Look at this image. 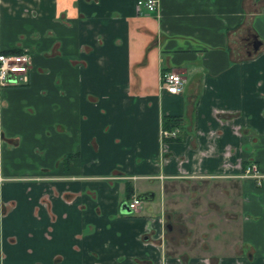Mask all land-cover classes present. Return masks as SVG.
<instances>
[{
  "label": "crops",
  "instance_id": "0c3cea01",
  "mask_svg": "<svg viewBox=\"0 0 264 264\" xmlns=\"http://www.w3.org/2000/svg\"><path fill=\"white\" fill-rule=\"evenodd\" d=\"M134 1L0 0V51L30 54L0 94V264H264V0ZM177 181L201 234L167 221Z\"/></svg>",
  "mask_w": 264,
  "mask_h": 264
},
{
  "label": "built area",
  "instance_id": "2783aa9c",
  "mask_svg": "<svg viewBox=\"0 0 264 264\" xmlns=\"http://www.w3.org/2000/svg\"><path fill=\"white\" fill-rule=\"evenodd\" d=\"M135 3L146 11H154L157 8V0H136ZM25 64V54L0 53V87L12 82L16 77L17 79L24 78ZM183 80L179 73L165 70L161 73L160 88L169 93H179L182 89ZM177 130L176 126L171 129L162 128L161 136L164 138L174 136ZM243 175L253 176L257 180L261 177L254 163H249L244 168ZM139 202L140 200L136 196H132L128 202V207L137 210Z\"/></svg>",
  "mask_w": 264,
  "mask_h": 264
},
{
  "label": "rangeland",
  "instance_id": "374dc122",
  "mask_svg": "<svg viewBox=\"0 0 264 264\" xmlns=\"http://www.w3.org/2000/svg\"><path fill=\"white\" fill-rule=\"evenodd\" d=\"M189 183L185 181H177L174 184L166 183L165 186V193L163 194V206L165 213L167 215V221L170 222H180L183 225V230L185 232H188V229L192 230L193 232L202 233L204 232V225L207 223V221H202L201 214H202V205H191L190 207L188 205L192 204L191 199H188V197L192 198V190H189ZM169 187V188H168ZM189 192V195H188ZM198 195H194L195 199H198V201L202 200L201 197V191L198 192ZM158 194L155 193V202L158 200ZM144 202V201H143ZM188 204V205H187ZM199 209V215L197 219L194 220L195 216L192 214V212L189 210L191 208ZM190 211V212H189ZM216 215V214H215ZM213 215L208 219V226L210 231H217L218 229V220L216 216Z\"/></svg>",
  "mask_w": 264,
  "mask_h": 264
},
{
  "label": "flooded vegetation",
  "instance_id": "af4514ba",
  "mask_svg": "<svg viewBox=\"0 0 264 264\" xmlns=\"http://www.w3.org/2000/svg\"><path fill=\"white\" fill-rule=\"evenodd\" d=\"M136 1V0H135ZM135 1H134V3H135ZM135 5H136V3H135ZM137 6V5H136ZM137 8L138 9H143L142 7H140V6H137ZM158 9V0H157V8L154 10V11H146V10H144V11H146V12H155L156 10ZM251 34H254L253 32H251V31H249V30H247L246 31V33H245V35H244V38L246 39V42L248 43V44H250V46L252 47V49H253V46H252V37H251ZM255 35V34H254ZM256 36V35H255ZM256 38H257V36H256ZM257 40H258V38H257ZM258 47V46H257ZM253 50H255V49H253ZM0 53H8V54H25V56H26V67H25V71H24V78H20V79H17V77H16V79H14L12 82H10V83H8V84H5V85H3V86H1L0 87V94H1V90L4 88V87H6V86H13V85H20V84H23V83H25L26 81H27V78H28V70H29V67H30V54L28 53V51H26V50H24V49H15V50H11V51H0ZM160 79H161V76H160ZM161 81V80H160ZM159 87H160V84H159ZM161 89V88H160ZM162 90V89H161ZM174 127V126H173ZM173 127H171V128H173ZM177 127V126H176ZM178 128V127H177ZM162 129V128H161ZM176 136V134L174 135V136H171V137H169V138H172V137H175ZM164 139V137H162L161 136V139ZM166 138H168V137H166ZM162 139V140H163ZM164 141V140H163ZM134 196H136L139 200H140V202H139V205H140V203H141V201H142V199L141 198H139L137 195H134ZM130 200H128V201H126V207L128 208V211H133L131 208H129L128 207V202H129ZM165 227L168 229L169 227H170V224H169V222H166V224H165ZM136 264H144V263H136Z\"/></svg>",
  "mask_w": 264,
  "mask_h": 264
},
{
  "label": "trees",
  "instance_id": "16d2710c",
  "mask_svg": "<svg viewBox=\"0 0 264 264\" xmlns=\"http://www.w3.org/2000/svg\"><path fill=\"white\" fill-rule=\"evenodd\" d=\"M178 124H179V122H178V118L176 116L169 115V114H165V115L161 116V128L171 129V127H173V126L178 127ZM174 138H176V136ZM170 139L171 138L168 137V138H164L163 140L168 141Z\"/></svg>",
  "mask_w": 264,
  "mask_h": 264
},
{
  "label": "water",
  "instance_id": "95a60500",
  "mask_svg": "<svg viewBox=\"0 0 264 264\" xmlns=\"http://www.w3.org/2000/svg\"><path fill=\"white\" fill-rule=\"evenodd\" d=\"M251 37H252L253 49H256L260 42H259V40H257V38L254 34H251ZM138 197L141 199H149L152 197V192L151 191L144 192V193L140 194ZM122 205H124L126 210L128 211V208L126 207V202L123 203Z\"/></svg>",
  "mask_w": 264,
  "mask_h": 264
}]
</instances>
